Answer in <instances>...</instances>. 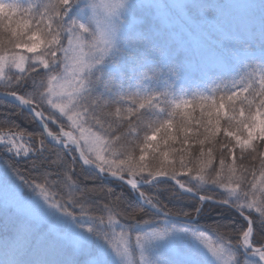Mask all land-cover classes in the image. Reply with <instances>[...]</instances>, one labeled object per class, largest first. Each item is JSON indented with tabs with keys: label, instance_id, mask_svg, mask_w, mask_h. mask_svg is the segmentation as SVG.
I'll list each match as a JSON object with an SVG mask.
<instances>
[{
	"label": "snow or ice",
	"instance_id": "6c2138e0",
	"mask_svg": "<svg viewBox=\"0 0 264 264\" xmlns=\"http://www.w3.org/2000/svg\"><path fill=\"white\" fill-rule=\"evenodd\" d=\"M131 255L264 264V0H0V264Z\"/></svg>",
	"mask_w": 264,
	"mask_h": 264
},
{
	"label": "trees",
	"instance_id": "16d2710c",
	"mask_svg": "<svg viewBox=\"0 0 264 264\" xmlns=\"http://www.w3.org/2000/svg\"><path fill=\"white\" fill-rule=\"evenodd\" d=\"M17 21H19L21 19V17H17L16 18ZM5 23H7V21H5ZM15 26V24L13 25ZM199 114V109H197L196 115ZM180 124H181V117L178 116L176 118V120L173 122V127L171 132L169 133L170 136H176V140H169L168 144L165 145L164 141L160 139V137H157V142L154 143H158L159 148L161 149V151H168L169 152V160L175 158V159H179L178 156H176V154L172 151L174 148L179 151L181 148H183V150L186 153L185 159H188L187 153L191 152V149L187 146H183L180 143V140L183 138V131L179 130L180 129ZM221 126H224V121L223 119L221 120ZM201 131H203V129H201ZM222 138V133L218 135L217 139H221ZM218 147V146H217ZM162 158V157H161ZM149 159H152V154H149ZM120 189L117 188V191H119ZM160 199L167 204L168 200H167V193H165V195L161 196ZM103 202V201H102ZM169 207H171V205H169ZM208 223L213 222V220L210 218L208 221ZM212 240H215L214 237H210Z\"/></svg>",
	"mask_w": 264,
	"mask_h": 264
},
{
	"label": "rangeland",
	"instance_id": "374dc122",
	"mask_svg": "<svg viewBox=\"0 0 264 264\" xmlns=\"http://www.w3.org/2000/svg\"><path fill=\"white\" fill-rule=\"evenodd\" d=\"M37 51L39 52L40 50L38 49ZM208 243H209V244H212L213 241H212L211 239H209ZM137 259H138V256H137V255H131V256H130V260L133 261V264H134V261L137 260Z\"/></svg>",
	"mask_w": 264,
	"mask_h": 264
}]
</instances>
